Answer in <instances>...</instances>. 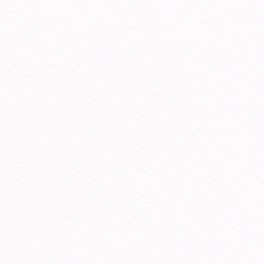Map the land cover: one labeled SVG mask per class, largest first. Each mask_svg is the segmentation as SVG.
Masks as SVG:
<instances>
[{
    "label": "snow or ice",
    "instance_id": "6c2138e0",
    "mask_svg": "<svg viewBox=\"0 0 264 264\" xmlns=\"http://www.w3.org/2000/svg\"><path fill=\"white\" fill-rule=\"evenodd\" d=\"M0 264H264V0H0Z\"/></svg>",
    "mask_w": 264,
    "mask_h": 264
}]
</instances>
